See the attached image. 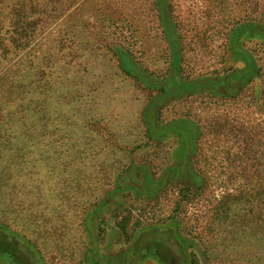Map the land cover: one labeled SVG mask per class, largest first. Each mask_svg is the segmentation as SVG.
Returning a JSON list of instances; mask_svg holds the SVG:
<instances>
[{
    "label": "rangeland",
    "instance_id": "obj_1",
    "mask_svg": "<svg viewBox=\"0 0 264 264\" xmlns=\"http://www.w3.org/2000/svg\"><path fill=\"white\" fill-rule=\"evenodd\" d=\"M16 5L44 22L0 62V226L44 264H84L91 246L115 256L138 228L175 217L197 264H264V37H239L255 66L239 91L169 82L174 61L186 83L243 69L230 38L264 27V0H7L0 27ZM155 101L158 128L201 129L199 188L172 180L138 191L166 176L178 148L174 134L147 133ZM144 249L159 257L145 264H175L154 237Z\"/></svg>",
    "mask_w": 264,
    "mask_h": 264
},
{
    "label": "trees",
    "instance_id": "obj_2",
    "mask_svg": "<svg viewBox=\"0 0 264 264\" xmlns=\"http://www.w3.org/2000/svg\"><path fill=\"white\" fill-rule=\"evenodd\" d=\"M7 0H2L0 5L6 3ZM20 3L21 7H24ZM18 5L8 11L4 22L0 27V62L12 61L17 56V51L26 47L29 42L34 39L42 29L39 28L44 21L40 17L31 21V14L21 16ZM42 16V15H39ZM35 20V24H34ZM32 26V27H31ZM31 27V30L29 28ZM252 31L260 34L264 37V27L257 24H246L243 27L236 28L234 34L230 38V50L233 56L243 57L246 59V66L243 69L234 70L226 77L217 78H203L194 82H183L182 78L178 74V63L174 61L173 71L169 82H171L177 88V92L186 89L188 92L197 91L205 88H223L222 94L232 93L236 89L239 91L243 85H245L250 77L254 74L255 68L254 62L250 54L242 49L239 43V37L244 33ZM235 43L233 49L232 44ZM21 47V48H20ZM12 55L9 59L7 55ZM175 58V56H174ZM175 60V59H174ZM122 69L126 72V65H121ZM238 85H240L238 89ZM234 95V94H233ZM168 96V95H167ZM156 101L153 102L151 109L148 113L146 120H150L148 135H154L157 131L171 133L178 138V148L174 151V165L171 166L166 172V176L159 181L151 178L154 183L153 186H149L148 190L144 188L139 192L152 194L162 190L168 183V181H188V190L199 188L200 185L205 183V179L202 175L200 168L198 167L195 156L198 151V146L201 140L202 131L192 121H176L172 122L164 127H159L155 123L156 117L154 115V106ZM1 111V109H0ZM145 184V183H144ZM123 188L118 186L116 192L122 191ZM108 197L105 198L104 203ZM146 237H154L155 241H159L165 244L166 249H170V256L174 258L175 264H197L198 260L196 253L192 249L193 244L190 243V239H187L181 232L179 222L175 217L171 218L170 222L164 225L144 226L138 228L134 234L133 242L117 255H106L101 252L98 245L90 247L87 250L84 264H145L144 261L151 257L158 260V254H152L147 252L143 253L144 241ZM158 243V242H157ZM29 259L30 264H44L42 257L38 250L29 241H27L20 234L10 231L6 227L0 226V261L4 262L7 258H14L16 262L21 260V256ZM151 256V257H150ZM158 257V258H157ZM5 258V259H4ZM120 260V263L117 261ZM159 264H165L161 259ZM8 261V259H7ZM25 262V261H24ZM19 264H23L19 262ZM166 264H168L166 262Z\"/></svg>",
    "mask_w": 264,
    "mask_h": 264
}]
</instances>
